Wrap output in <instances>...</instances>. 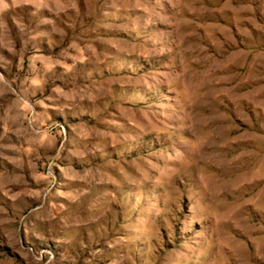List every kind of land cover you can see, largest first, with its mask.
Wrapping results in <instances>:
<instances>
[{"label": "rangeland", "instance_id": "374dc122", "mask_svg": "<svg viewBox=\"0 0 264 264\" xmlns=\"http://www.w3.org/2000/svg\"><path fill=\"white\" fill-rule=\"evenodd\" d=\"M0 264H264V0H0Z\"/></svg>", "mask_w": 264, "mask_h": 264}]
</instances>
